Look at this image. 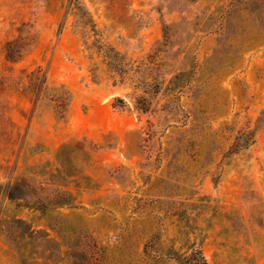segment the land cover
<instances>
[{
	"label": "rangeland",
	"instance_id": "obj_1",
	"mask_svg": "<svg viewBox=\"0 0 264 264\" xmlns=\"http://www.w3.org/2000/svg\"><path fill=\"white\" fill-rule=\"evenodd\" d=\"M263 198L264 0H0V264H264Z\"/></svg>",
	"mask_w": 264,
	"mask_h": 264
},
{
	"label": "crops",
	"instance_id": "obj_2",
	"mask_svg": "<svg viewBox=\"0 0 264 264\" xmlns=\"http://www.w3.org/2000/svg\"><path fill=\"white\" fill-rule=\"evenodd\" d=\"M255 181H256V180H255ZM255 187H256V188H258V184H257V185H255ZM263 201H264V198H263Z\"/></svg>",
	"mask_w": 264,
	"mask_h": 264
},
{
	"label": "water",
	"instance_id": "obj_3",
	"mask_svg": "<svg viewBox=\"0 0 264 264\" xmlns=\"http://www.w3.org/2000/svg\"><path fill=\"white\" fill-rule=\"evenodd\" d=\"M118 101H119V102H122V100H121V99H118Z\"/></svg>",
	"mask_w": 264,
	"mask_h": 264
}]
</instances>
